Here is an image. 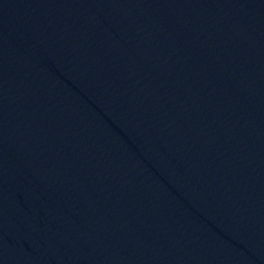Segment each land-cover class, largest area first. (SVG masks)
Listing matches in <instances>:
<instances>
[{
    "label": "water",
    "instance_id": "obj_1",
    "mask_svg": "<svg viewBox=\"0 0 264 264\" xmlns=\"http://www.w3.org/2000/svg\"><path fill=\"white\" fill-rule=\"evenodd\" d=\"M0 264H264V0H0Z\"/></svg>",
    "mask_w": 264,
    "mask_h": 264
}]
</instances>
